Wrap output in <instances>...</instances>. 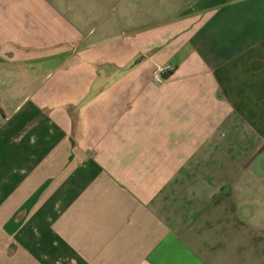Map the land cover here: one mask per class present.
<instances>
[{
	"label": "crops",
	"instance_id": "1",
	"mask_svg": "<svg viewBox=\"0 0 264 264\" xmlns=\"http://www.w3.org/2000/svg\"><path fill=\"white\" fill-rule=\"evenodd\" d=\"M0 264H264V0H0Z\"/></svg>",
	"mask_w": 264,
	"mask_h": 264
},
{
	"label": "built area",
	"instance_id": "2",
	"mask_svg": "<svg viewBox=\"0 0 264 264\" xmlns=\"http://www.w3.org/2000/svg\"><path fill=\"white\" fill-rule=\"evenodd\" d=\"M172 70L171 68V65H168L166 67H162V68H159L156 76H155V81L157 83H161L163 81V78L168 74L170 73V71Z\"/></svg>",
	"mask_w": 264,
	"mask_h": 264
}]
</instances>
